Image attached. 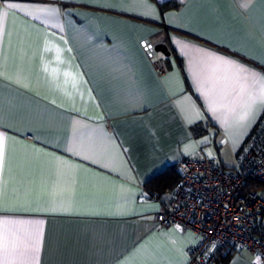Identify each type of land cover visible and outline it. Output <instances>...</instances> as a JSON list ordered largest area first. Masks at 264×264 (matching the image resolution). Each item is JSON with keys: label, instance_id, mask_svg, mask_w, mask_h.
Wrapping results in <instances>:
<instances>
[{"label": "crops", "instance_id": "crops-1", "mask_svg": "<svg viewBox=\"0 0 264 264\" xmlns=\"http://www.w3.org/2000/svg\"><path fill=\"white\" fill-rule=\"evenodd\" d=\"M262 118L264 0H0V264H186L146 181Z\"/></svg>", "mask_w": 264, "mask_h": 264}, {"label": "built area", "instance_id": "built-area-1", "mask_svg": "<svg viewBox=\"0 0 264 264\" xmlns=\"http://www.w3.org/2000/svg\"><path fill=\"white\" fill-rule=\"evenodd\" d=\"M156 65L163 57L151 50ZM32 138V135H29ZM180 179L155 213L160 226L198 234L186 264H217L231 249L247 248L264 261V118L249 135L236 166L217 156L188 155L175 163ZM154 198L159 197L153 192Z\"/></svg>", "mask_w": 264, "mask_h": 264}, {"label": "trees", "instance_id": "trees-1", "mask_svg": "<svg viewBox=\"0 0 264 264\" xmlns=\"http://www.w3.org/2000/svg\"><path fill=\"white\" fill-rule=\"evenodd\" d=\"M172 3H161V7L164 9ZM180 173L176 170L175 164L173 166H168L163 171L155 174L146 181L148 187L156 190H161L172 186L179 181Z\"/></svg>", "mask_w": 264, "mask_h": 264}, {"label": "water", "instance_id": "water-1", "mask_svg": "<svg viewBox=\"0 0 264 264\" xmlns=\"http://www.w3.org/2000/svg\"><path fill=\"white\" fill-rule=\"evenodd\" d=\"M156 50H159V51H162L166 54H170V50L168 49V46L164 43H158L156 46H155Z\"/></svg>", "mask_w": 264, "mask_h": 264}, {"label": "snow or ice", "instance_id": "snow-or-ice-1", "mask_svg": "<svg viewBox=\"0 0 264 264\" xmlns=\"http://www.w3.org/2000/svg\"><path fill=\"white\" fill-rule=\"evenodd\" d=\"M2 154H3V145H2V143H0V156H2ZM257 259H259V258H257Z\"/></svg>", "mask_w": 264, "mask_h": 264}]
</instances>
